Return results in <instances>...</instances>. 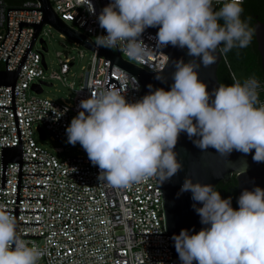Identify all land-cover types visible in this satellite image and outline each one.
<instances>
[{"label": "clouds", "instance_id": "9594fccd", "mask_svg": "<svg viewBox=\"0 0 264 264\" xmlns=\"http://www.w3.org/2000/svg\"><path fill=\"white\" fill-rule=\"evenodd\" d=\"M215 3L221 5L218 10L214 0H110L97 15L99 27L106 32L95 37L97 48L119 50L129 60L142 63L152 50L141 39L142 33L157 27L158 48L186 47L194 58L175 62L169 90L156 88L128 102L119 90L105 89L80 101L81 110L66 126L67 143L81 145L99 169V182L127 188L149 178L158 183L171 178L181 168L173 151L181 132L199 137L193 142L201 149L212 147L222 156L254 149L253 160L264 162L259 81L249 77L243 83L220 84L209 102L206 85L198 79L196 69L200 64H216L218 49L227 53L252 42L253 31L242 19L243 0ZM80 4L95 14L90 0ZM167 62L166 57L164 65ZM66 111H54V119ZM188 191L202 205L193 204L200 222L209 227L173 234L181 264H264V189L243 190L237 209L230 197L222 198L210 184L186 178L181 192ZM42 256L38 246H29L18 234L15 216L0 207V264H38Z\"/></svg>", "mask_w": 264, "mask_h": 264}, {"label": "built area", "instance_id": "2783aa9c", "mask_svg": "<svg viewBox=\"0 0 264 264\" xmlns=\"http://www.w3.org/2000/svg\"><path fill=\"white\" fill-rule=\"evenodd\" d=\"M109 2L90 0L93 14L80 0H50L54 12L93 43L97 35H106L97 15ZM217 5L214 0L213 6ZM41 21L37 0H0V70H18L14 85H0V207L15 216L21 238L43 251L38 264H173L172 260L150 261L172 259L170 248L147 247H170L168 235L134 234L167 233L161 190L155 178L127 188L109 187L98 181L99 169L91 164L86 152L58 157L55 153L60 154L61 147H55L54 153L34 139L35 131L39 136L42 131L44 138L47 134L53 140L66 138L70 115L81 110L80 101L91 93L115 89L128 102L138 100L142 88L139 79L111 63L100 48L118 52L124 60L150 72L164 67L166 53H149L144 62L137 63L119 50L94 44L92 57L82 66L74 89L67 83L72 58L61 52L56 53L58 68L45 74L44 25L38 33L36 28ZM37 42L40 48H35ZM231 78L233 83L239 81L232 72ZM47 79L67 84L73 95L54 101L27 94V90L42 92ZM257 80L258 100L264 104V80ZM36 84L40 92L33 88ZM65 108L64 115L54 119V111ZM17 146L21 148L20 161L4 163V150Z\"/></svg>", "mask_w": 264, "mask_h": 264}, {"label": "water", "instance_id": "95a60500", "mask_svg": "<svg viewBox=\"0 0 264 264\" xmlns=\"http://www.w3.org/2000/svg\"><path fill=\"white\" fill-rule=\"evenodd\" d=\"M40 3L42 10V21L36 25L37 33L44 24H51L64 35L81 43L90 50L94 49V43L79 31L71 28L64 20H62L52 9L50 0H37ZM157 27H148L142 33L144 43L152 48L149 52L156 55L158 50L166 53L168 62L159 72L146 71L141 67L124 60L121 55L116 52L100 48L99 52L107 57L111 63H115L135 75L142 84V88L138 100L146 95L149 91L156 88L169 90L174 83L173 73L175 71V62L183 60L185 63L194 58L187 54V48L174 47L168 45L162 48L156 46ZM37 33L34 35L32 42L35 40ZM254 37L257 45V51L260 56V65L264 80V22L257 20L254 22ZM42 42V40H41ZM46 50V48H45ZM217 62L214 65L205 67L202 64L196 69L198 79L206 85V89L210 94V100L214 98V90L221 84L218 81L216 71L217 66L222 60V53L217 50ZM199 64V58H196ZM18 70L6 71L0 70V85H14L17 78ZM160 79H157V76ZM151 85V89L148 87ZM33 88L40 92L39 85H33ZM195 123V120H193ZM40 137L44 138V134L40 131ZM199 137L189 138L186 132H181L178 135L177 142L173 148L176 154V159L180 162L181 168L175 175L162 183H158L161 190L162 210L164 215V225L167 233H141L134 234H161L168 235L170 247L165 246H147L170 248L172 259H150V261L172 260L173 264H181L178 254L175 250L173 234H179L181 229H187L189 234L198 232L201 228L209 227L200 222V217L195 211L193 204L196 207H201L199 202L193 201L190 191L181 192V186L186 178L191 179L193 183L210 184L214 188L219 183H225L231 176L236 180V195L237 200L241 192L245 189L251 191L259 186L264 189V168L260 162L253 160L254 149L248 153H242L233 150L227 156H222L216 149L208 147L201 149L193 141ZM21 148L20 146L6 148L4 150V163L7 161H20ZM158 182V181H157ZM196 264V261H193Z\"/></svg>", "mask_w": 264, "mask_h": 264}, {"label": "rangeland", "instance_id": "374dc122", "mask_svg": "<svg viewBox=\"0 0 264 264\" xmlns=\"http://www.w3.org/2000/svg\"><path fill=\"white\" fill-rule=\"evenodd\" d=\"M41 37L43 38L47 49L43 53L45 62L48 66L47 70H45V74L48 75L51 69L58 68L56 53L61 52L62 56L72 58L73 65L71 66V70L67 76V83H72L73 88H77L82 73V66H85L89 63L92 57V51L81 43L64 35L62 32L48 23L44 24ZM35 48H40L38 42L35 44ZM46 82L47 84L43 85L42 92L36 93L32 90H27V94L40 97H49L54 101H60V97L67 99L66 97L73 95V90L68 88L67 84H63L60 81L54 79H47ZM50 82L52 84H49ZM76 115V113H72L70 115V121ZM34 139L42 147L52 152H54L55 147H61L63 151L60 154L54 152L58 157H71L76 154L85 153V151L79 150V148L83 149L79 143H77L75 146L67 143V137L62 140H53L50 138L49 134H47L45 138H41L38 132L35 131Z\"/></svg>", "mask_w": 264, "mask_h": 264}, {"label": "trees", "instance_id": "16d2710c", "mask_svg": "<svg viewBox=\"0 0 264 264\" xmlns=\"http://www.w3.org/2000/svg\"><path fill=\"white\" fill-rule=\"evenodd\" d=\"M11 4V1H9ZM221 5L214 6L218 10ZM244 12L242 19L246 18L251 30L253 31L252 42L247 48L232 49L227 53H223L224 58L217 66L216 75L219 83L224 85L233 84L231 72L239 81H243L248 77L263 79L262 69L260 65V56L257 51V45L254 37V22L257 20L264 22V0H243L242 5ZM221 23H223L221 21ZM223 46L221 45V48ZM264 168V162H260ZM236 180L231 176L229 180L222 184L219 182L215 189L223 187L228 195L226 198H231V206L234 209L239 207L236 195Z\"/></svg>", "mask_w": 264, "mask_h": 264}, {"label": "flooded vegetation", "instance_id": "af4514ba", "mask_svg": "<svg viewBox=\"0 0 264 264\" xmlns=\"http://www.w3.org/2000/svg\"><path fill=\"white\" fill-rule=\"evenodd\" d=\"M222 184H225V183H222ZM216 190L220 193V195H221L222 198H226L228 196L226 194V191L223 189L222 186L221 187H218Z\"/></svg>", "mask_w": 264, "mask_h": 264}]
</instances>
